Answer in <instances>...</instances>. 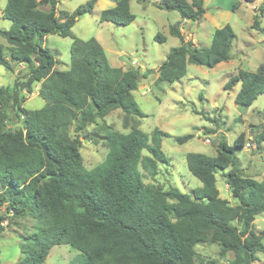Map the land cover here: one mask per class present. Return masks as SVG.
I'll return each mask as SVG.
<instances>
[{
    "label": "trees",
    "instance_id": "trees-1",
    "mask_svg": "<svg viewBox=\"0 0 264 264\" xmlns=\"http://www.w3.org/2000/svg\"><path fill=\"white\" fill-rule=\"evenodd\" d=\"M94 3L89 0L71 12L57 13V0H7L3 8L2 16L11 25L0 29L8 44L7 54L0 44V64L10 72L24 64L26 71L12 85L0 86V205L5 208L0 236L8 214L28 215L37 223L36 231L23 232L16 264H43L59 244L78 251L77 264H208L195 260L194 247L203 242L216 243L221 256L232 252L228 264H253L257 253L264 254L263 235L253 227L255 216L264 212V179L245 176L238 167L236 153L245 145V133L237 134L231 145L219 139L213 156L186 153L187 169L201 186L182 192L172 184L155 183L159 165L169 163L161 150V138L168 134L139 129L138 120L145 114L132 92L144 74L135 67L110 65L94 37L80 39L71 31L80 16L93 12ZM155 5L191 21L205 12L203 0H159ZM261 15L259 8L252 27L259 28ZM134 18L129 0H115L98 15L100 22L120 25ZM47 34L72 38L68 69L54 67L56 61L41 43ZM169 34L180 43L158 66L157 82L180 79L188 62L213 67L232 58L235 33L228 23L214 29L205 47L185 40L178 24L169 25ZM155 38L164 40L159 33ZM237 83L235 103L250 106L264 93V66L239 69L224 88ZM37 84L44 105L26 109L23 103ZM115 109L122 111L127 132L105 123ZM90 124H99L107 152L86 169L80 133ZM191 137L175 140L182 143ZM253 139L257 146L264 142V127ZM217 173L235 204L219 196Z\"/></svg>",
    "mask_w": 264,
    "mask_h": 264
},
{
    "label": "rangeland",
    "instance_id": "rangeland-1",
    "mask_svg": "<svg viewBox=\"0 0 264 264\" xmlns=\"http://www.w3.org/2000/svg\"><path fill=\"white\" fill-rule=\"evenodd\" d=\"M87 1L89 0L80 3V0H59L57 9L71 12ZM104 1L94 3L93 13L80 16L71 31L80 39L94 37L103 47L110 65L124 69L135 67L144 74L140 78L138 88L132 92L134 100L145 114L138 120L139 129L147 134L154 129L168 134L161 138V150L169 158V163L161 164L153 181L162 187L171 182L182 192L201 186V182L187 169L186 153L200 152L213 156L215 144L219 139L224 138L227 144L231 145L240 132L245 133V143H249V146L244 145L242 150L236 153L241 173L262 180L264 146L256 148L253 138L264 127V93L258 95L250 106H241L234 101L239 85H236L235 89L224 88L227 80L237 73L236 68L255 71L256 65H264V36L256 34L254 27H251L258 10L254 9L251 3L242 0H204L206 10L201 21L190 20L184 28L197 45L188 39L189 36L187 39L195 46H208L212 31L228 23L236 37L231 49L233 58L213 67L188 62L185 74L180 79L168 83L156 81L157 68L169 50L180 43V40L168 31L169 25L178 24L180 21L179 12L158 8L155 5L156 0L146 3L129 0L130 11L135 18L127 25H120L99 21V12L108 8L105 7ZM261 22L263 28L264 19ZM10 25V20L0 17V29H8ZM157 33L164 36L163 41L155 38ZM41 43L56 61V69L69 68L71 37L47 34L41 39ZM0 44L7 54L8 44L1 35ZM25 71L24 65H15L10 72L0 64V86L12 85L16 76L24 74ZM33 90V93L36 92V87ZM31 94L23 103L24 108L42 107L44 100L38 94ZM86 111H89L88 106ZM122 121L123 113L120 109L111 111L105 117V123L113 130L127 132L128 128L124 127ZM99 124H90L80 133V154L86 169L100 163L107 152V147L100 137L103 132L98 129ZM187 134L192 135L187 141L179 143L175 140L176 137ZM145 153L143 151V154ZM216 180L220 197L229 200L230 204H235L237 201L230 195L226 182L219 173L216 174ZM149 181L144 178V182ZM0 213H5L4 205H0ZM2 226L0 264H16L21 258V236L24 231L37 230L36 220L28 215L14 217L8 214ZM253 227L261 232L264 242V212L254 218ZM194 250L196 262L228 264L232 259V252H227L224 256L219 255V246L216 243H199L195 245ZM77 254L78 251L67 244L55 245L50 249L43 264H77ZM253 264H264V254L257 253Z\"/></svg>",
    "mask_w": 264,
    "mask_h": 264
},
{
    "label": "crops",
    "instance_id": "crops-1",
    "mask_svg": "<svg viewBox=\"0 0 264 264\" xmlns=\"http://www.w3.org/2000/svg\"><path fill=\"white\" fill-rule=\"evenodd\" d=\"M99 0H95V3L96 2H98ZM151 0H149L148 2H150ZM242 1H244V0H242ZM156 3L157 2H159V0H156L155 1ZM245 2V1H244ZM58 3H59V0H57V5H58ZM155 3V4H156ZM115 4V0H105L104 1V5H105V7H112V5H114ZM251 4H252V6H253V8L254 9H256V10H258L259 8H261L262 9V15L260 16L261 18L259 19V28H254V32L257 34V33H260L261 35H263L264 36V27L262 28V19H264V0H253L252 2H251ZM57 5H56V8H55V11H56V13L59 11L58 9H57ZM203 5H204V0H203ZM4 6L5 5H0V17H2V12H3V8H4ZM41 8L42 9H44V10H48V6H41ZM204 8H205V6H204ZM205 10H206V8H205ZM93 13V12H92ZM205 13V12H204ZM204 13H203V15H204ZM202 15V16H203ZM201 19H202V17H201ZM201 19L199 20V21H201ZM190 22V20H185V19H180V21L178 22V26H179V28H180V31H181V33L183 34V36L185 37V39H187V37L189 36V38L188 39H191V35L189 34V33H187L185 30H184V28H185V26L188 24ZM198 22V21H197ZM252 25V24H251ZM250 25V26H251ZM252 27V26H251ZM72 29V28H71ZM168 31H169V28H168ZM214 31V30H213ZM213 31H212V33H213ZM212 33H211V36H212ZM263 36L261 37V38H263ZM45 37V36H44ZM43 37V38H44ZM187 39V40H188ZM235 39H236V37H235ZM235 39H234V41H235ZM191 41L193 42L194 40L193 39H191ZM233 41V42H234ZM261 41H263V40H259V42H261ZM195 45H197L196 44V41H194L193 42ZM232 47H233V43H232ZM103 48V47H102ZM232 49V48H231ZM104 50V49H103ZM232 52V51H231ZM232 54V53H231ZM106 55V54H105ZM232 58H233V54H232ZM231 58V59H232ZM108 60V59H107ZM109 62V61H108ZM261 62V61H260ZM110 64V63H109ZM19 65H24V64H19ZM259 65H263V63H260V64H258V65H256L255 66V69L259 66ZM264 66V65H263ZM54 67H55V65H54ZM56 68V67H55ZM124 69V68H123ZM126 69V68H125ZM237 69H239V68H236V70H235V72H237ZM234 75V74H233ZM236 85H239L240 86V84L239 83H237V84H235V85H233L231 88H233V89H235L236 88ZM35 87H36V90H37V88H38V84L37 85H35L34 86V89H35ZM34 91V90H33ZM238 91V90H237ZM32 95H37V91L36 92H32V94H31V96ZM117 110V109H116ZM263 120H264V115H263ZM139 121H140V118H139ZM139 124H140V122H139ZM215 134V133H214ZM216 135V134H215ZM263 143L264 142H262L259 146H257L256 145V143H255V146H256V148H262L264 145H263ZM215 155V154H214ZM239 164V163H238ZM160 166L161 165H159V168H160ZM239 167V166H238ZM239 169H240V171H241V168L239 167ZM157 176V175H156ZM221 176V175H220ZM251 178H253V177H251ZM254 179V178H253ZM264 179V178H263ZM262 179V180H263ZM255 180H257V181H261V180H259V179H255ZM217 181V180H216ZM169 184H171V182H169ZM173 185V184H172ZM226 187H227V190H228V186H227V184H226ZM178 188V187H177ZM218 191H219V189H218ZM229 191V190H228ZM220 196V195H219ZM256 217V216H255Z\"/></svg>",
    "mask_w": 264,
    "mask_h": 264
},
{
    "label": "clouds",
    "instance_id": "clouds-1",
    "mask_svg": "<svg viewBox=\"0 0 264 264\" xmlns=\"http://www.w3.org/2000/svg\"><path fill=\"white\" fill-rule=\"evenodd\" d=\"M6 3H7V0H0V5H6ZM80 3H84V0H80ZM5 27H7V25H5ZM157 94L159 95V93ZM177 99H183V97H177Z\"/></svg>",
    "mask_w": 264,
    "mask_h": 264
},
{
    "label": "built area",
    "instance_id": "built-area-1",
    "mask_svg": "<svg viewBox=\"0 0 264 264\" xmlns=\"http://www.w3.org/2000/svg\"><path fill=\"white\" fill-rule=\"evenodd\" d=\"M206 140H207V142L209 141L208 139H206ZM245 145H246V146H249V143H248V142H246V143H245Z\"/></svg>",
    "mask_w": 264,
    "mask_h": 264
},
{
    "label": "water",
    "instance_id": "water-1",
    "mask_svg": "<svg viewBox=\"0 0 264 264\" xmlns=\"http://www.w3.org/2000/svg\"><path fill=\"white\" fill-rule=\"evenodd\" d=\"M14 131V130H13Z\"/></svg>",
    "mask_w": 264,
    "mask_h": 264
}]
</instances>
